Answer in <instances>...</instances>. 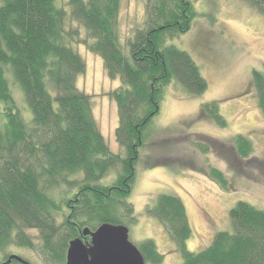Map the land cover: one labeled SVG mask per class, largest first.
<instances>
[{"label":"trees","instance_id":"16d2710c","mask_svg":"<svg viewBox=\"0 0 264 264\" xmlns=\"http://www.w3.org/2000/svg\"><path fill=\"white\" fill-rule=\"evenodd\" d=\"M120 1L0 0V264H31L11 253L12 247L64 264L71 239L90 241L82 235L85 228L135 225L138 219L128 201L135 165L166 87L174 82L187 95L207 89L191 55L170 42L189 29L194 17L190 0H146V21L128 38L127 50L118 36ZM245 1L264 16V0ZM73 23L84 30L83 37ZM80 43L100 56L111 79L121 82L112 98L122 154L110 151L92 115L89 95L77 87L85 71L74 46ZM9 74L23 93L29 120L16 107ZM251 85L264 116L261 71L252 70ZM197 117L220 127L227 124L217 101L203 103ZM233 143L240 155L250 152V141L242 135ZM206 176L226 188L220 170L211 168ZM145 213L159 220L181 256L179 264H264V209L248 202L237 201L229 209L230 229L215 232L200 251L187 248L193 230L180 197L158 194ZM31 229L38 231L37 245L28 233ZM137 247L145 264L162 262L152 238ZM11 255L26 263H7Z\"/></svg>","mask_w":264,"mask_h":264},{"label":"rangeland","instance_id":"374dc122","mask_svg":"<svg viewBox=\"0 0 264 264\" xmlns=\"http://www.w3.org/2000/svg\"><path fill=\"white\" fill-rule=\"evenodd\" d=\"M145 2L120 1L118 36L124 50L133 31L146 21ZM190 2L194 17L189 29L170 42L191 55L208 86L199 95L185 94L174 82L166 87L160 111L148 127L149 138L140 148L128 199L138 219L129 228V240L137 246L152 238L163 254L159 264H179L181 256L159 220L145 213L146 205L158 194H175L183 201L193 230L187 241L190 251L202 250L215 232L230 229L228 211L237 201L264 209V116L251 85L252 70L264 74V16L245 0ZM72 26L81 37L85 35L77 23ZM74 46L85 62L77 87L89 95L92 115L110 151L122 154L114 133L118 114L112 98L121 82L107 75L100 56L82 43ZM8 78L16 107L29 120L23 93L10 74ZM210 101L218 102L226 126L197 117L200 106ZM237 135L250 141L246 156L240 155L233 143ZM196 143L208 146L207 151ZM211 168L222 172L225 189L206 176ZM28 233L37 245L38 231ZM11 253L31 264H57L28 248L12 247Z\"/></svg>","mask_w":264,"mask_h":264},{"label":"water","instance_id":"95a60500","mask_svg":"<svg viewBox=\"0 0 264 264\" xmlns=\"http://www.w3.org/2000/svg\"><path fill=\"white\" fill-rule=\"evenodd\" d=\"M83 236L89 242L75 237L68 242L65 264H145L138 247L129 240V229L125 225L102 223L94 231L85 228ZM20 257L11 255L7 260ZM29 264V263H27Z\"/></svg>","mask_w":264,"mask_h":264}]
</instances>
